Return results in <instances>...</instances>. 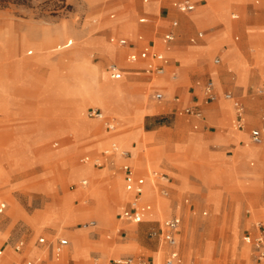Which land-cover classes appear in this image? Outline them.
I'll return each instance as SVG.
<instances>
[{
	"label": "rangeland",
	"instance_id": "rangeland-1",
	"mask_svg": "<svg viewBox=\"0 0 264 264\" xmlns=\"http://www.w3.org/2000/svg\"><path fill=\"white\" fill-rule=\"evenodd\" d=\"M174 1L158 0L159 13L149 16V23L140 24L143 0H0V204H6L0 214V248L5 250L0 264H94L95 259L99 264H114V260L128 257L142 264H153V260L165 264L164 253L171 248L162 242L160 227L172 214L182 218L176 264H262L246 238L256 237L259 223L264 224V142L255 145L249 138L253 129L264 128V0H200V5L209 2L210 7L204 13L198 7L186 16L189 18H182L185 29L192 24L200 27L177 37L176 45L189 46L190 38L205 31L199 44L208 41L210 57L199 63L206 62L218 71L216 77L195 64L188 71L191 76L179 85L193 90L195 79L204 76L198 102L203 116L200 121L169 108V91L175 87L170 79L155 81L165 92V101L159 103L145 83L147 75L112 81L106 74L116 61L131 65L117 50L122 51L118 45L122 36H135V25L139 32L159 27L161 35L177 21L181 26L179 16L185 14L173 7ZM169 11L170 18H165ZM232 15H238L237 19ZM122 18L133 24L119 21ZM132 25L134 29H130ZM113 27L120 28L117 37H112ZM216 30L226 31L210 38ZM68 40L74 41L71 47L56 50ZM102 41L117 48L106 47L111 59L105 55ZM88 42L94 46L89 48ZM234 46V56L224 57V51ZM204 49L195 46L189 51ZM39 55L61 58L65 66L54 73L53 67L40 65L36 60ZM14 58L30 62L26 83L18 78L26 64H12ZM216 58L219 65L214 64ZM83 71L89 77L96 74L105 97L114 98L116 112L109 114L104 108L109 105L81 98L76 80ZM11 73L19 82L10 86V102L6 87ZM57 73L63 80L74 81L73 86L59 82ZM210 81L220 96L215 103L203 102ZM73 89L77 100L70 93ZM227 92L238 96L244 105L243 129L237 128L236 112L223 98ZM175 94L181 99L180 109L196 104L191 101L194 95L187 100ZM143 96L145 102L140 104ZM223 104L227 106L223 108ZM90 108H100L115 120L114 134L108 133L102 121L85 116ZM220 108L221 113L217 112ZM155 113L157 116H150ZM65 116L80 136L70 133ZM88 122H97L95 132L86 134ZM233 131L246 133L247 142L239 144L241 138L236 142L228 138ZM111 142L131 151L130 162L141 171L158 173L152 176L153 190L147 183L144 193L154 203L153 219L129 224L118 216L131 193L124 190L118 177L122 158L104 155ZM169 144L181 146L173 153L171 164ZM169 178L172 190L164 196L161 190ZM83 180L88 181L85 187ZM67 193L70 196L64 207L56 211ZM187 197L192 206L185 204ZM91 221H96V227L86 229L85 224ZM155 232L157 235L151 236ZM40 238H45V243L40 244ZM62 239L69 245L57 256L56 247ZM19 241L25 244L22 253L14 249Z\"/></svg>",
	"mask_w": 264,
	"mask_h": 264
},
{
	"label": "crops",
	"instance_id": "crops-1",
	"mask_svg": "<svg viewBox=\"0 0 264 264\" xmlns=\"http://www.w3.org/2000/svg\"><path fill=\"white\" fill-rule=\"evenodd\" d=\"M92 1H99V0H92ZM183 1H188V2H190L192 5H194L195 6V9L193 10V11H191V12H182V11H179V12H181L182 14H185V16H179V18L181 19V26L179 25V22L177 21V22H175L176 24L174 25V26H172L171 27V29H169L168 31H166L165 33H163L162 35L159 33V27H151V29H150V31H147V32H145V31H141V32H139V30H138V28H137V26L135 25V29L137 30V32H136V34H135V36L133 37V38H127V37H121L120 39H119V42H118V45H119V47H120V49L122 50V51H120V50H117V48H115L114 46H113V43H111L110 41H109V44H112V45H108V44H106L104 41H102V46H103V51H104V53H105V55H107L108 56V58H110V56L107 54V51H106V47L107 46H110V47H113L114 49H116L117 51H119V52H121V54L123 55V58H125V60H127L128 62H129V64H131V65H129V66H122L123 64L121 63V62H117L116 61V63H112V64H110L108 67H107V69H106V74H107V76L109 77V79L110 80H112V81H120V80H127V76H130V75H141V74H143V75H147V77H148V79L146 80V82L145 83H148L150 86L148 87L149 89H152L153 90V94H152V99L153 100H155L156 102H159V103H162V102H164L165 101V92H164V87L163 86H161V85H159V84H156L155 83V81H156V79L157 78H161V77H165V78H167V79H170L173 83H175V87L173 88V89H171L170 91H169V95L171 94V96L169 97V108H177L178 109V111L180 110V113L181 114H186V115H189V116H191V117H193V118H195V119H197V120H202V118H203V116H202V110H201V105H199L198 104V102L200 101V92H201V89H202V81H203V78H204V76H198L197 77V79H195V77H193V79H195L196 81H195V83H196V88H194L193 90H186L185 88H179V85H182V84H184L185 82H186V80H187V77L188 76H191L190 74H188V71H190V69L195 65V64H198V65H200V66H202L201 68L202 69H204L205 71L207 70V71H209V72H211L214 76H216V77H218V71L217 70H215V69H213L211 66H209L206 62H203L202 64H201V62L199 63V61H201L202 59H206V58H208V57H210V55H209V48H210V46H209V44L205 41V42H203V43H201V44H199L202 40H204L203 38H204V36L206 35V33H205V31H199L198 33H197V35L195 36V37H193V38H190L189 39V43H190V45L189 46H183V45H180V46H177L176 45V40H177V37H179V36H188L190 33H192L193 31H194V28H198V27H200V26H198V25H196V24H192L191 26H190V29H185V27H184V25H183V22H182V18L183 17H185V18H189L190 16L189 15H191L192 13H194L197 9H198V7L200 8V10H201V12L202 13H204V10L206 9V7L207 8H209L210 6H209V2H208V4L207 5H200V0H175L172 4H173V7L174 8H176L177 9V3H179V2H183ZM231 1L232 0H230V3H231ZM143 2L145 3V4H143V5H141L140 7H139V10H140V12L141 13H143V17H141L140 19H139V23L140 24H147V23H149V21H150V19H149V16H152V15H156V14H158L159 13V2H158V0H151L149 3H148V0H143ZM178 10V9H177ZM161 16V14H159V17ZM186 16H189V17H186ZM216 16H217V14H216ZM112 18H114V15H112L111 16ZM237 17H238V15H232V19H237ZM165 18H170V11L166 14V16H165ZM217 19H218V17H217ZM119 21H121V22H128V23H132V22H130V21H128L127 20V18H122V19H120ZM218 21H219V19H218ZM218 23H220V22H218ZM133 24V23H132ZM216 25V24H215ZM214 25V26H215ZM214 26H212V28L214 27ZM130 27V29H134V26L132 25V26H129ZM212 28H210V29H212ZM118 29H120V28H118ZM118 29L116 28H114L113 27V31H112V33H114L115 35H112V37H117L118 35L116 34L117 33V31H118ZM60 35H62L61 34V32H60V30L58 29V30H56ZM226 30H216V31H213L212 33H211V36H210V38H215V37H218L220 34H222L223 32H225ZM167 34H171L172 36H173V39L171 40V41H169V43H167L166 41H165V36L167 35ZM228 34V33H227ZM63 36V35H62ZM45 39V38H44ZM121 40H125L126 42H127V44L126 45H124V46H122L121 44H120V41ZM44 41V40H43ZM42 43V42H41ZM41 43H39V44H41ZM73 43H74V41L73 40H68L67 41V43L65 44V45H63V46H61V47H58L56 50H63V49H67V48H69V47H71L72 45H73ZM89 43V45H88V47L90 48V47H92V46H94V44H90V42H88ZM38 44V45H39ZM195 46H198V47H200L201 49L202 48H205L204 50H203V52L202 51H200L199 53H190V48H192V47H195ZM88 47L86 48V49H88ZM148 50V51H147ZM228 50V51H227ZM43 51H45V50H43ZM226 51L227 52H229L228 54L226 53ZM42 52V51H41ZM154 52H160V53H163L164 55H165V58H166V60H167V63L165 64V72L163 73V74H158L157 73V71H156V68H157V66L158 65H160V63L158 62V61H156V59L153 57V53ZM235 52V46H234V49L233 50H229V49H226L225 51H224V57H226V58H232L234 55H233V53ZM144 53H146L147 55L146 56H143V54ZM212 53V52H211ZM29 56H31V55H33V51H28V53H27ZM40 54H42V53H40ZM214 53H212L211 54V56L213 55ZM171 57H173V58H175V61H174V59H171ZM111 59V58H110ZM36 60L40 63V65L41 66H51V67H53L54 69H55V71H54V73H56V72H58V69H59V67H61V66H63L64 64L63 63H61V58L60 59H56V60H50L49 58H48V55H39L38 56V58H36ZM217 60H219V63H216V61ZM14 61H16L17 62V64L20 62L21 63V66H23L24 64H26V66H25V70L23 71L22 70V72H21V74H20V76H18V78H19V81H22L23 83H26V81H27V78H28V69L30 68V62L28 61V60H17V59H15L14 58V60H12L11 61V63L13 64V62ZM261 62H262V60H260ZM228 62V61H227ZM221 63V61H220V59L219 58H216L215 60H214V64L215 65H219ZM116 65V66H118L119 67V69L121 70V72H122V76L120 77V78H118V79H113L112 77H111V72H110V70H109V67L111 66V65ZM122 64V65H121ZM65 66V65H64ZM228 66H229V63H228ZM228 72L229 73H233V70H229V67H228ZM165 74V75H164ZM234 74V73H233ZM235 76H236V74H234ZM225 76H227V75H225ZM57 80L59 81V82H61V81H63V82H65L66 80H63L62 78H59L58 77V73H57ZM17 79H16V76H15V74L14 73H11V82H10V84H8V87H6V88H8V90H9V95H10V99H9V101L11 102V100H12V94H11V92H10V90H11V88L12 87H10L11 86V84H13V83H16V82H19ZM213 82V81H212ZM66 83H68L69 85H72L73 86V84H74V81L72 82V81H66ZM214 83V82H213ZM236 83H237V85H239V81H238V78L236 77ZM66 86H67V84H66ZM134 88V90H136V86H133ZM205 87H206V85H205ZM214 87H215V89H214V91H215V93L218 95V100H219V93L217 92V90H216V86H215V83H214ZM74 88V87H73ZM75 91H77V90H75V89H73L70 93L72 94V92H73V95L75 96L74 97V99L76 98V100H77V98H79V96L75 93ZM5 93V91L3 92V94ZM69 93V94H70ZM157 93H161V94H163V99L162 100H160V101H158V100H156L155 98H154V96L157 94ZM175 93H179V94H181L182 96H185L186 98H187V100L192 96V95H194L192 98H191V101H192V103H196V104H194V105H188V106H186V107H184V108H182V109H180V106H181V99H180V97H179V95H177V94H175ZM227 93H231V92H227ZM5 94H7V93H5ZM224 94H226V93H224ZM224 94H223V98H224ZM232 94V93H231ZM237 100H239L241 103H242V101L240 100V98L238 97V96H236V95H234V94H232ZM174 96V97H173ZM204 99H203V102H205V103H208V102H210V101H208L207 100V98H206V95H205V88H204ZM173 97V99L171 100V98ZM102 98V99H101ZM88 100H89V98H88ZM90 100H98V102H100L103 106H104V104H108L110 107L109 108H107V107H105L104 106V108H105V110H106V112L107 113H109V114H112V113H114V112H116V109H115V107H114V99H111V98H109V97H103V96H101L100 98H97V99H90ZM217 100V101H218ZM224 100H226L225 98H224ZM217 101H215V102H217ZM226 101H228V102H230L231 104H232V106H233V108H234V110H235V107H234V104H233V102L232 101H229V100H226ZM9 102V103H10ZM140 104L141 103H143V102H145V97L143 96V98H141L140 99ZM215 102H212V103H215ZM242 105H243V103H242ZM243 107H244V105H243ZM187 108H194V109H196L197 111H199L200 113H201V115L200 116H194V115H190V114H187L186 113V109ZM96 108H90V109H87L86 110V112H85V116L86 117H88V118H90L89 116H88V113L91 111V110H95ZM75 110V112H76V109H74ZM96 110H100V111H102L104 114H105V112L102 110V109H100V108H97ZM154 110L157 112L158 111V109H157V107H154ZM208 111V110H207ZM220 111V112H219ZM221 111H222V109L220 108L217 112H219V113H221ZM209 112H211V111H209ZM235 112H236V110H235ZM77 113V112H76ZM215 114V113H214ZM106 115V114H105ZM245 111H244V113H243V119H244V121H246V118H245ZM108 116V115H107ZM150 116H157V114L155 113V114H152V115H150ZM65 118H66V120H67V122H65L67 125H66V127L69 129V131H70V133L71 134H73L74 136H76V137H78V136H80V135H78V134H76V133H74L73 131H72V124H71V122L67 119V117L65 116ZM93 119V118H92ZM94 120H97V119H94ZM236 120H237V114H236ZM86 121V120H85ZM87 122V121H86ZM97 122H100V120H97ZM97 122L96 123H90V122H88V123H90V124H87L86 125V131L88 132V133H86V134H89V133H91V132H95L96 130H97V126H96V124H97ZM256 129H261L260 127L259 128H256ZM24 130L25 129H23L22 131L24 132ZM254 130V129H253ZM26 131V130H25ZM107 131H108V133H112V134H114L115 133V131L114 132H112V131H110V130H108L107 129ZM233 132H235V133H230L229 134V136H228V138H231L232 140H234L235 141V139H237V138H241V141H239L238 143L240 144L241 142H244V141H246L247 142V134L246 133H243V132H238V131H233ZM252 132V131H251ZM251 132H250V134H249V138H250V141L253 143V144H255V145H261V144H263V142H264V140L261 142V143H254L253 141H252V139H251ZM238 133H240V134H242V137H236L235 135L236 134H238ZM83 135H85V134H83ZM82 136V135H81ZM115 139V138H114ZM191 139V138H190ZM189 139V140H190ZM199 144H201V142H200V140H198L197 138H194ZM116 140V139H115ZM114 141V140H113ZM236 142V141H235ZM111 144H112V142H111ZM119 147V150H120V152L121 151H127V152H130V154H132V156L130 157V159L128 160V161H125L124 159H121L122 161H123V164L125 163V162H129L130 163V165L133 167V169H134V171H135V173H136V175L138 176V177H143L145 180H146V186H147V183H150V186H151V188H152V190H153V180H152V176H157L158 175V173L156 172V173H154V174H150L148 171H141L140 169H138L137 167H136V164H132L131 162H130V160H132L133 159V153L131 152V151H129V150H127V149H124V148H121L120 146H118ZM180 147V148H179ZM245 147H249V145L247 144ZM179 149H181V146H174V145H170L169 144V152H171V154H169V157L171 158L170 160H169V164H171V163H173V156H174V154L173 153H175L177 150H179ZM199 150H197V152H198ZM197 152H195V153H197ZM243 156V155H242ZM109 157V156H108ZM244 157H250V156H244ZM122 164V165H123ZM121 165V166H122ZM119 171H120V173H119V176L118 177H120L121 178V180H122V182H123V185H124V190L127 192V190H126V187H125V181H124V174H123V172H122V170H121V167H120V169H119ZM148 175H149V178H148ZM114 179V178H113ZM113 179L112 180H110L108 183L110 184V186H111V182L113 181ZM119 179V178H118ZM164 179V178H163ZM171 179L172 178H169L168 180H166L167 181V184L169 185V187H168V185H163V189L161 190V192L163 191V190H166L167 192H168V190H169V192H170V190H172V183H171ZM84 181V180H83ZM82 182V181H81ZM88 182V181H87ZM82 185V184H81ZM170 185H171V187H170ZM83 186V185H82ZM87 186V185H86ZM145 186V189L147 190V187ZM83 187H85V186H83ZM168 192V193H169ZM131 193V192H130ZM68 196H70V194H65L64 196H63V198L61 199V204L60 205H58V206H55V209H56V211L59 209V208H62V207H64V203H65V201L67 200V197ZM134 196V194L133 193H131V197L129 198V201L132 199V197ZM77 197H79V196H77ZM149 195L147 196H145V194H144V199H145V201H147V202H149V203H151V205H152V208H153V201H151V200H149ZM76 197H74V199H75ZM73 199V200H74ZM184 202H185V204H187V205H190V206H192V203H191V200H190V198L189 197H187V198H185V200H184ZM127 206H128V204H127ZM126 206V207H127ZM51 207H54V206H51ZM125 207V208H126ZM1 208H3L4 210H3V212L2 213H4V211H5V209H6V204L5 203H2V204H0V209ZM124 208V209H125ZM123 209V210H124ZM123 210H122V212H123ZM153 210H151L145 217H144V219H143V221L145 220L146 221V219L148 220V219H153L154 217H155V212L153 211ZM122 212L120 213V215L122 214ZM2 213H0V214H2ZM120 215H118L119 217H120V219L121 220H124L123 218H122V216H120ZM203 215L205 216V215H207V212H203ZM41 217V216H40ZM174 217H177V218H179L180 220H181V224H180V227H179V229H178V232H177V240H178V242H179V234H180V229H181V225H182V218H181V216L180 215H176V214H172L168 219H170V218H174ZM167 220V219H166ZM54 221L55 220H53V222H51V224L52 223H54ZM125 222H127L126 220H124ZM142 221V222H143ZM95 223H96V221H94ZM127 223H129V222H127ZM129 224H133V223H129ZM96 227V225L94 226V227H88V228H86V229H89V228H95ZM162 227V226H161ZM161 227H160V231H161ZM40 239H44V243H45V238H40ZM39 239V240H40ZM65 240H67V239H65ZM161 240H162V242H164L163 241V238H162V236H161ZM67 242H68V244H67V246L69 245V241L67 240ZM40 243V242H39ZM165 243V242H164ZM40 244H43V243H40ZM166 244V243H165ZM167 245V244H166ZM58 246V245H57ZM66 246V247H67ZM168 246V245H167ZM177 246H178V244H177ZM177 246L175 247V248H171V250L169 251V252H167V254L166 253H164V257H165V264H166V259H167V257H168V255L170 254V252L171 251H173V250H176L177 252H178V250H177ZM24 247H25V244H24V246L22 247V249H21V251H17V252H20V253H22V251H23V249H24ZM65 247V248H66ZM169 247V246H168ZM2 249H4L3 247H1ZM65 248H63V250L65 249ZM56 249H57V247H56ZM6 251H8V249L6 250ZM57 251V250H56ZM4 252H5V250H4ZM63 253V251L60 253V254H62ZM157 253V252H156ZM59 253H57V256H59L60 255ZM178 254H179V252H178ZM4 257V253H3V256L2 257H0V259L1 258H3ZM128 258H131V257H128ZM123 259H127V258H123ZM134 259V258H133ZM78 260V259H77ZM178 260H179V258H178ZM178 260L176 261V263L178 262ZM115 261V260H114ZM113 261V262H114ZM145 264H147L146 262H144ZM175 263V264H176ZM27 264H31V262H27ZM134 264H142V262H137L135 259H134ZM148 264H149V262H148ZM153 264H154V260H153ZM263 264V263H262Z\"/></svg>",
	"mask_w": 264,
	"mask_h": 264
},
{
	"label": "built area",
	"instance_id": "built-area-1",
	"mask_svg": "<svg viewBox=\"0 0 264 264\" xmlns=\"http://www.w3.org/2000/svg\"><path fill=\"white\" fill-rule=\"evenodd\" d=\"M177 9L182 12H191L195 9V6L192 5L188 1H183L177 3ZM173 39V36L171 34H167L165 36V41L169 43ZM120 44L122 46L126 45L127 42L125 40H121ZM148 51V50H147ZM147 54L144 53L143 56H146ZM153 57L160 63V65L157 66L156 71L158 74H163L165 72V64L167 63V60L165 58V55L160 52H154ZM216 63H219V60L216 61ZM109 70L111 72V77L113 79H118L122 76V72L116 65H111L109 67ZM214 83L212 81L208 82L205 87V95L208 101L215 102L218 100V95L214 91ZM154 98L158 101L163 99V94L157 93ZM224 98L226 100L232 101L236 110L237 114V128L243 129L245 126V121L243 119V113H244V107L242 103L237 100L231 93L224 94ZM186 113L194 116H200L201 113L197 111L194 108H187ZM88 116L93 119H97L102 121L106 124L107 129L114 132L116 131L117 125L115 120L110 119L107 115H105L100 110H91L88 113ZM251 139L254 143H261L264 140V128L261 129H254L251 132ZM119 154V156L124 159L125 161H128L131 157L130 152H120L118 145L112 144L111 149L104 152V155L106 156H113ZM121 170L124 174V181H125V187L128 192H131L134 194L132 199L129 201L128 206L123 210L121 216L124 220H126L129 223L133 224H139L143 221L144 217L152 210L151 203L145 201L144 199V193H145V186H146V180L143 177H138L133 169V167L130 165L129 162H125L121 166ZM81 184L83 186H86L88 182L86 180L82 181ZM162 195L167 196L168 192L166 190L162 191ZM3 208L0 209V213L3 212ZM181 220L177 217L167 219L163 222L161 227V236L163 238V241L171 248H175L178 244L177 240V232L180 227ZM96 223L94 221H91L87 224H85V227H94ZM259 234L252 238L251 236H247L246 241L248 243H251L256 252H257V259L259 262L264 264V224L259 223ZM157 233L151 234V236H155ZM40 243H44V239L39 240ZM68 242L65 239H62L59 241L57 246V253H61L63 251V248L67 246ZM24 246L23 241H19L15 244L14 249L16 251H21L22 247ZM4 253V249L0 248V257H2ZM179 258V254L176 250H173L170 252L166 259V264H175L176 261ZM98 260L95 259L94 264H99L97 262ZM114 264H134L133 258H127V259H118L113 262Z\"/></svg>",
	"mask_w": 264,
	"mask_h": 264
},
{
	"label": "bare ground",
	"instance_id": "bare-ground-1",
	"mask_svg": "<svg viewBox=\"0 0 264 264\" xmlns=\"http://www.w3.org/2000/svg\"><path fill=\"white\" fill-rule=\"evenodd\" d=\"M6 43V42H5ZM165 75V74H164ZM77 89L80 90L81 98H83L85 101L89 99H97L101 96L105 97L104 93L102 92V86L99 85V81L97 80L96 74L92 73V75L86 76L85 72L83 71L82 75L77 78ZM105 83H108L107 80H105ZM113 87V86H112ZM110 88V87H109ZM105 89V88H104ZM122 89V88H121ZM122 93V92H121ZM122 97V96H121ZM110 98V97H109ZM117 98V97H116ZM123 98V97H122ZM102 99V98H101ZM114 99V98H112ZM125 99V98H124ZM108 105V104H106ZM227 105H222L223 108H225ZM107 107V106H106ZM222 108V109H223ZM230 109V108H229ZM228 114H230V110L228 111ZM121 152H127V151H121ZM169 207V204L167 205ZM88 228V227H86ZM185 242H188L187 237L185 236ZM3 256V255H2Z\"/></svg>",
	"mask_w": 264,
	"mask_h": 264
}]
</instances>
